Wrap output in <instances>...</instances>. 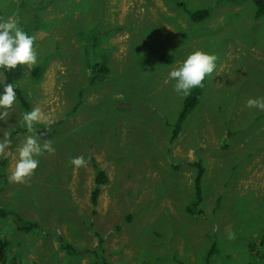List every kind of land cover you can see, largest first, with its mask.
<instances>
[{"label":"rangeland","instance_id":"obj_1","mask_svg":"<svg viewBox=\"0 0 264 264\" xmlns=\"http://www.w3.org/2000/svg\"><path fill=\"white\" fill-rule=\"evenodd\" d=\"M256 9L253 0H0V17H19L36 36L43 67L37 80L24 65L16 88L27 107L17 97L0 121V137L14 129L0 155V206L12 213L0 218L4 264H264V111L246 105L264 96ZM199 10L209 17L192 21ZM201 48L217 67L172 142L196 88L178 95L168 74ZM93 64L111 73L92 84ZM33 107L53 120L37 131L54 151L24 183L10 182L28 135L19 120ZM81 155L88 163L75 168ZM94 163L108 176L96 207ZM17 218L39 227L20 230Z\"/></svg>","mask_w":264,"mask_h":264},{"label":"clouds","instance_id":"obj_2","mask_svg":"<svg viewBox=\"0 0 264 264\" xmlns=\"http://www.w3.org/2000/svg\"><path fill=\"white\" fill-rule=\"evenodd\" d=\"M36 36L29 34L19 17H0V69L14 70L17 66L32 67L38 63L39 55L35 48ZM217 56L203 48L192 51L185 60L169 71V78L175 81L173 90L183 97H187L191 90L203 86V81L211 75L217 67ZM15 83H5L0 80V121L8 123L10 112L17 102ZM248 108L264 111V96L247 100ZM53 123L50 116L45 115L41 108L33 107L31 111L22 113L19 120L20 127L27 130L28 135L18 147V159L14 170L8 177L10 182L24 183L26 178L34 175L40 164V157L44 153L54 151L50 140L41 142L42 133H38L37 125L45 126ZM13 128L7 127L0 137V155L6 156L12 144ZM75 168L84 167L88 160L84 156L70 159ZM231 238V234H229Z\"/></svg>","mask_w":264,"mask_h":264},{"label":"trees","instance_id":"obj_3","mask_svg":"<svg viewBox=\"0 0 264 264\" xmlns=\"http://www.w3.org/2000/svg\"><path fill=\"white\" fill-rule=\"evenodd\" d=\"M253 2L255 3V5L257 7V9H256L257 17L264 16V0H253ZM209 15H210L209 10H199V11H196L194 13H190V18L194 22H203L209 17ZM172 61L173 60H172V57L170 55L164 56L160 59V63L169 64ZM88 67H89V69L91 71V75H92V78L90 80V82L92 84L95 83L96 79L97 80L99 79V75L102 74L103 77L106 78L107 75L111 73L109 67L101 66V64L100 65L93 64V65L88 66ZM41 68H43V67H41ZM41 68L38 65H34V67L32 69V72H33L32 76H34V78H36L37 80H39L41 78ZM25 70H26L25 66L22 65V66H17V68L14 70H2V69H0V72L2 73V75L4 77L5 83L17 84L18 81H20L22 79L23 75L25 74ZM202 87H197L185 99L184 104H183V109L179 114V117L177 119V122L175 123L174 129L172 132V136H171L172 142L178 137L184 122L187 120L188 116L195 110L196 106L198 105V103L200 101L199 96L201 95ZM15 90L17 92V97L22 101V104L24 105V107H27V103H26L27 100L24 97L23 92L17 88ZM79 102L81 103V101H79ZM21 129L26 130L24 128H18L17 131L20 130L19 132H22ZM14 134H16V131ZM203 167H204L203 165H200V164L198 165L197 173H196V176L194 178V183H193L195 192L197 194V201L198 202H200L202 200V187H201V185H202V179H203L204 172H205V169ZM94 169H95L97 175H96V179H95L96 185H95V188L92 190V193H91V203L93 204V206L96 207L98 204V198H99V195L101 192V187L108 183V176L105 173V171L102 170L96 163H94ZM190 210H192V208H190ZM10 215H12L11 212L3 209L0 206V218H5V217H8ZM17 219H19V220H16V223H17L18 228L20 230L26 229L29 232L32 229L39 227V225L36 222H31L27 225H22L21 221H20L21 218H17ZM7 246H8L7 241L0 239V264L5 263L4 254H5V250H6ZM254 247H255V245L252 244L251 249H254ZM96 254H97V252H96ZM105 264H110V263L106 262Z\"/></svg>","mask_w":264,"mask_h":264},{"label":"crops","instance_id":"obj_4","mask_svg":"<svg viewBox=\"0 0 264 264\" xmlns=\"http://www.w3.org/2000/svg\"><path fill=\"white\" fill-rule=\"evenodd\" d=\"M2 77H3V75H2ZM189 210H190V208H189Z\"/></svg>","mask_w":264,"mask_h":264}]
</instances>
